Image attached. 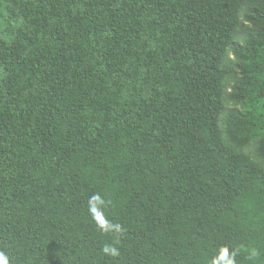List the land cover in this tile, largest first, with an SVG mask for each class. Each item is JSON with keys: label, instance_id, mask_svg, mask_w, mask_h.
Masks as SVG:
<instances>
[{"label": "trees", "instance_id": "1", "mask_svg": "<svg viewBox=\"0 0 264 264\" xmlns=\"http://www.w3.org/2000/svg\"><path fill=\"white\" fill-rule=\"evenodd\" d=\"M94 193L122 234L97 227ZM225 248L264 264V0H0L9 264H224Z\"/></svg>", "mask_w": 264, "mask_h": 264}, {"label": "clouds", "instance_id": "2", "mask_svg": "<svg viewBox=\"0 0 264 264\" xmlns=\"http://www.w3.org/2000/svg\"><path fill=\"white\" fill-rule=\"evenodd\" d=\"M89 212L93 219L95 220L97 227L101 229V231L108 233L114 231L117 234H122L125 229L119 223H113L110 221L105 215L103 208L108 207L111 205V200H105L99 193H94L89 198ZM102 251L105 254L111 256H119L120 251L119 248L116 246V243L113 242L111 244H105L102 247ZM227 249H223L221 253V259L224 260V264H233L231 260L226 258ZM0 264H9L7 256L0 252ZM213 264H221L220 260H214Z\"/></svg>", "mask_w": 264, "mask_h": 264}]
</instances>
